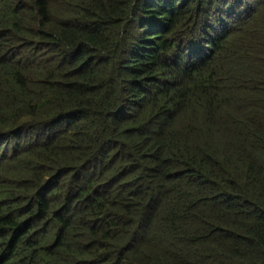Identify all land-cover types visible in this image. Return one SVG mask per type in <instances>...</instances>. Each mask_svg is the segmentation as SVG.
<instances>
[{"label":"trees","instance_id":"16d2710c","mask_svg":"<svg viewBox=\"0 0 264 264\" xmlns=\"http://www.w3.org/2000/svg\"><path fill=\"white\" fill-rule=\"evenodd\" d=\"M0 264H264V0H0Z\"/></svg>","mask_w":264,"mask_h":264}]
</instances>
